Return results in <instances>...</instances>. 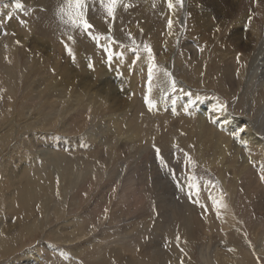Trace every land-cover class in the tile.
Returning <instances> with one entry per match:
<instances>
[{
    "label": "bare ground",
    "instance_id": "obj_1",
    "mask_svg": "<svg viewBox=\"0 0 264 264\" xmlns=\"http://www.w3.org/2000/svg\"><path fill=\"white\" fill-rule=\"evenodd\" d=\"M223 2L226 3V0H223ZM225 3L224 5L221 4V7H219L220 11H217V14L219 16L223 15L224 18H218L219 20L216 23L212 21L211 16L213 15H210L211 13H205L207 11L204 12L202 8L201 11L198 10L197 6L194 5V0H189L187 3L188 13L190 14L189 24L192 28L191 31L195 32L191 36L188 35V37H192L196 33H202V36H199L200 40L197 38L200 41L201 56V63L197 69L199 72H205V79L202 80V85L206 86V92L201 94L193 92L192 90L195 87L192 84H187L186 82L188 81L187 79L184 80V76L182 79L179 78L180 75L176 79L171 77L176 81L175 88H173L171 80L166 76L164 78L165 83H169L170 87L165 86L163 91H161L157 106L152 97L155 90L154 81L152 80L150 85L148 80V60L144 58L137 60L136 50H123L121 46L115 43H108L105 46L104 53L106 56L104 60L100 58L94 62V65H91L89 62L86 63L89 59L87 60V56L81 53L79 46L65 35L63 40L68 47L66 52L71 54L70 58L72 61L68 62L67 58V62H63V64L60 57L52 56V50H55V45L51 43L50 39L48 41L47 37L45 40L48 42H44L43 38H39L41 37L40 35L39 37L35 36V47H43L42 51L45 53L44 55L36 53V58L33 60L37 65L39 61L41 64L45 63V61L50 62L51 64L49 63L50 65H47V68L50 66L53 69V73H50L46 77L42 76V79L49 81L47 85L40 83L43 87L36 86L35 84L33 88L31 87L35 92L33 91V95H29V99L23 102L20 107H15V101L9 95L17 93V90L19 91L22 78L27 75L28 68L34 65L32 64L30 67L27 66L18 71L15 64L10 63L5 58H1V60L5 61L3 62L5 64L0 66V86L4 82L3 87L0 88V264H33L36 261V257L40 262L44 261V254L41 253L40 248L25 250L17 258L13 256L19 250H24L28 239L31 241L36 239L40 235L39 230L43 232L42 240L46 248L56 252L53 247L54 244L51 246L48 241L46 242L48 237H58V239L62 237L64 242L72 243L86 237L88 238L89 235H92L102 225L103 221L101 219L95 224L88 221V226L80 229L77 221L85 219L86 214L79 210L87 205L86 203L92 191L98 186L97 183H100L99 180L113 170L118 169L119 172L117 174V184L111 190L114 192H117L118 188L124 190L125 185H127L125 181H128V178L132 174V164L135 163L132 161L137 157L132 155L131 149H126L127 143L130 140L134 141L141 131L140 128H132L129 126V123L127 124V134L125 132L115 134L113 129L115 130L119 127L122 115L124 116L130 110L132 103L139 94L140 90L137 87L139 80L138 73L143 71L144 67H147L144 89L145 93L149 94L147 96L148 102H153L159 110H164L170 105L169 108L172 113L176 110L184 112V118H186L187 122L193 116H197L198 122L195 128L200 134L199 152L202 157L205 150L209 151L212 154L210 156L212 164L219 161L220 164L225 165V160L232 145L230 137L233 136L237 139L236 145L238 146V152L242 153L245 167L249 165L248 162L258 159L256 166L260 172L259 175L264 181V126H256L250 119V116H252L251 108L254 106L257 113L263 116L261 122L264 125V0H230L227 7ZM216 4L217 1L211 0L208 5L211 8H215ZM59 5H62V0H55L53 13L56 15L59 13L61 7ZM198 7L204 6L201 4ZM50 13L52 12L50 11ZM95 23L97 27L102 28L100 31L106 32L107 28L104 24L99 21ZM175 27L172 24L171 28L169 26L167 28V34L171 38L176 37L177 30ZM16 30L18 31V29ZM7 31L10 32L9 29ZM22 32L19 29V34ZM8 37L7 39L13 41L12 38ZM97 37L99 42L104 41L102 35L99 34ZM4 46L7 50L10 49L7 44ZM189 47L193 49L191 45ZM109 48L112 52L111 60L108 59ZM69 49H71V52ZM178 51L175 53V50H173L172 52V69L182 64L180 63L182 61L176 59ZM77 52L81 53H79L80 56ZM162 54L160 55L163 59H166ZM154 55L155 59H161V56L159 57L155 52ZM182 55L184 56V54ZM196 55L195 51V59ZM195 59L191 57L188 61L193 63ZM82 60L85 62V65L81 63ZM142 61L144 62L142 63ZM70 62H73L72 65L75 64V68L70 67L72 66ZM211 65H214L217 70L214 82L219 83L224 95L229 96L235 93L242 98V93H246L245 97L247 98H244L248 105L246 115L238 113L239 111L237 112V110L230 109L228 103L223 98L209 92L210 89L207 87V84L210 79L208 71ZM159 73L157 74L158 76ZM83 76L85 78L88 77V79L85 80ZM92 80L98 83L103 80L102 84L107 86L106 91H109L111 95L105 96L101 91H98L99 88L95 89L93 83H91ZM150 87L151 91H149ZM29 88L27 86V90H25L27 91L26 94L29 93ZM115 88L117 90L112 93V89ZM168 92L172 93H169L171 94L170 100H168V96H170ZM44 94H48L46 95V100L43 98ZM116 101L124 102L122 108H118L119 112L113 106ZM220 105H224V107L221 108ZM153 108L155 109V107L150 108L148 104V108H141L137 112V123L139 126L141 125L140 120L142 119V115L151 114ZM98 113H103L106 117L104 118L103 116L101 121L96 120L97 122L94 123L93 119H95ZM109 120L111 122L114 121L112 128L111 122H108ZM209 122L211 123L210 125L208 124ZM91 124H93V128L90 126ZM89 127L92 128V131L88 130ZM119 130L121 131L120 128ZM81 132L84 133V137L79 138L74 136L78 135V133L81 134ZM59 134H61L60 137H58ZM226 135H230V137L226 138ZM65 140H67L66 142L71 141V143L76 142L79 146L74 149V145H71L72 148L71 146L69 148ZM101 144L102 146L106 145L109 147V150L106 151L104 165L100 162L102 157L101 153L98 152L102 147L99 148ZM243 144L248 145L246 147ZM122 147H124V150H122ZM132 148H135V146ZM118 151H120V154H127V157L125 159L118 158ZM116 157L117 161L113 163ZM189 160L190 174L180 175L176 171H173L172 175L174 174L173 177L176 180H171L169 170L162 169L160 164L158 168L152 167L151 172L153 174L151 175L155 176L152 177L153 188L151 187L150 190L157 193L156 197L154 193V197L158 203L159 216H165L166 214L169 217L168 223L171 226L168 224L169 227H167V231L165 232L167 238H171L172 241L177 238L180 242V245H178L179 253L177 251L176 253L174 252L172 258L186 264H193V242L191 241L195 238V219L194 213L191 212L190 215L187 209H191L190 206L192 204L189 202L191 197L197 193L192 185H199L200 190V180L197 177L193 179L194 174L192 173L195 170L196 164L191 158ZM159 169L161 172L154 174ZM165 172L167 173L165 174L166 177L164 175ZM166 180L170 184L174 183L177 186L179 197H185L187 205L180 206L179 199L172 197L175 200L172 199L171 201L170 197L160 192L164 189V183H168ZM237 181L238 183L241 182L240 179ZM206 187L208 190L210 189L208 184ZM74 190L76 191L74 192ZM78 191H82L79 193V195L81 194L80 197L71 196L74 193L78 194ZM216 191L211 192L210 190L211 203L216 209H220L218 219L221 222L223 231H225V228L227 229L231 226L233 211L230 209L231 204L229 201L225 203L221 202L224 206L217 207L214 203V198L221 201V197L224 195L221 192L218 193V189ZM70 196L73 200H70ZM170 206L175 208L170 210L173 211V214L171 212L170 214L168 213ZM5 209H10L15 216L13 217L16 218L14 222L6 225L2 221V215L6 212ZM156 222L158 221L156 220ZM153 228V231L156 232L159 228L158 223ZM237 230L240 231V228H237ZM232 242L230 240V243ZM237 245L235 247L230 246L231 254L225 253L227 254V260L231 264H237L236 261L239 259V255L235 254L239 250ZM239 245L242 246L241 243ZM151 248L149 249L151 250ZM109 251L108 259L105 255L107 253L102 254L103 251H100L101 253L98 256L101 259H107V261H111L110 259H112L116 264H129L128 259L126 260L119 250L111 249ZM225 251H228V249ZM249 251L245 253L244 257L240 255L243 257V262L241 263L244 264L248 260L253 264H262L260 253H264V242L263 246L257 249L250 248ZM148 255L150 256V254H144L143 256L146 257ZM203 257L205 258L206 255ZM206 258L208 260V257ZM138 260L140 261L139 255L134 256L130 264H135ZM225 262L227 261L225 260Z\"/></svg>",
    "mask_w": 264,
    "mask_h": 264
},
{
    "label": "rangeland",
    "instance_id": "obj_2",
    "mask_svg": "<svg viewBox=\"0 0 264 264\" xmlns=\"http://www.w3.org/2000/svg\"><path fill=\"white\" fill-rule=\"evenodd\" d=\"M210 1L211 0H194V5L197 6L199 11H201L202 8L204 12L207 11L205 13H211L210 15H213L211 16V19L216 23L219 19L224 18L223 15L219 16L217 11H220L219 7H221V4L224 5L225 2H223V0H215L217 1L216 7L211 8L210 5H208ZM188 2L189 0H183V5L181 6L177 3V0H173L174 8H169L168 0H121V3L116 9L115 17L113 18L109 16L105 8L101 6L100 0H87V19L94 27L89 31H85L82 28L75 27L70 21H68L66 14H64V19H61L62 14L60 11L57 15L53 13L55 0H19V3L23 5V7L20 8L16 7L17 0H0V66L5 64L3 63L5 61L1 60V58H5V60L15 64L18 71H21L24 67H30L32 64L34 65L28 68V76L26 75L24 76L25 78H22L19 91L17 90V93L14 92L16 95H9L12 99H14L16 105L15 107H20L23 102H26L27 99H29V95H33L32 93H34L35 90L31 89V87L33 88L34 84L40 87H43L40 83L47 85L49 81L42 79V76L46 77L49 76L50 73H53V69L50 66L47 68V65L51 64L50 62L45 61L46 64H41L39 61L37 65L33 60L36 58V53L41 55H44L45 53L42 51L43 47H35V36L39 37V35L41 36L39 38H43L44 42H48L50 39L51 43L55 45L56 52L55 50H52V56L58 58L60 57L61 63L67 62V58L68 62L72 61L70 58L71 54L66 52L68 47L63 40L65 35L79 46L81 53L87 56V60L89 59L86 63L89 62L91 65H94V62L100 58L101 60L105 59L104 57L106 55L104 51L105 46L108 43H115L116 45L121 46L123 50L138 49L140 59L144 58L148 60L147 52L144 51L145 44L150 45L153 53L155 52L159 57L161 56L160 54L164 53L162 55L166 59H163L162 56L161 59H155L156 64L158 62V70H156V72L158 71L157 74L160 72L159 76L156 74L153 79L155 90L152 97L156 102V106L157 102H159L158 99L161 95V91H163L165 86L170 87L169 83H165L164 78L166 75L163 71H161L162 69H166L168 73H171V77L175 79L176 77H179V75V78L181 79L184 76V80L187 79L188 81L186 83L190 85L192 84L195 87L192 90L193 92L199 94L206 92V86L202 85V80L205 79V72H199L197 69L201 63L199 36H202V33H196L194 36L188 37V35L191 36L195 33L194 31H191L192 28L189 24L190 14L187 9ZM64 3L65 0H62V5ZM229 3L230 0H226L225 6L227 7ZM201 4L204 7H198ZM35 19L38 21H35ZM170 19H173V25L174 27L176 26L175 28L177 31L175 38H171L167 34L168 21ZM96 21H99L106 26V32L100 31L102 28L97 27L95 23ZM10 25L15 28H12ZM7 29H9L10 32L7 31ZM16 29H18V31ZM19 29L25 34H23L24 37L23 35L20 36L22 33L19 34ZM99 34L103 36V42H99L97 40V36ZM26 35L28 36L26 37ZM7 37L12 38L13 41H11V39H7ZM45 38H47L48 41L45 40ZM11 42L13 43L11 44ZM6 44L10 49L7 50V48H4L7 47L4 46ZM188 45H191L193 49H191ZM35 49L38 50L35 51ZM194 49L197 53L196 59L194 56ZM173 50H175V53L179 50L176 59L182 61L180 62L182 64H179L180 66L175 69H172L171 66L173 63ZM77 53L80 56L81 53ZM182 54L186 56L184 57ZM191 57L195 59V62L190 63V61H188ZM144 61H142V63ZM81 63L84 64L85 62L82 60ZM70 67L75 68V64ZM146 68L147 67H144L143 71H141L142 73L140 72L141 74L138 73L139 80L137 82V87L140 91L132 103V107L127 113H125L124 116L122 115V118L120 119L122 121H119V127L115 130L113 129L115 134L124 132L127 134V124L129 123V126L132 128H140L141 131L139 132V136L134 141L130 140V143H127V147H129H126V149H131L133 153L132 155L137 156L136 159L132 161L135 162L132 164V174L128 178V181H125L127 182V185H125L124 190L118 188L117 192L112 191L117 184V174L119 172L118 169H115V171L113 170L111 173L104 175L101 180H99L100 183H97L98 186L96 185L97 187L92 191V197L90 196L91 198H88V202L86 203L87 205L83 206V208H80L81 210H79L80 212L86 214L84 217L85 219L77 221V225L80 226V229L82 227H87L89 224L88 221L95 224L101 219L103 221L102 225L98 227L92 235H89L88 238L86 237L87 239L83 238L72 243L64 242L62 237H59V239L58 237H48L46 242L48 241L51 246L54 244L53 247L56 252L50 251L46 248L42 240L43 232L42 230H39L40 235H38L33 241L28 239L26 242L27 246L24 250L16 252L13 255L14 257H20V254H22L25 250L40 248L41 253L44 254V261L40 262L36 257V261H34L33 264H116L112 259H110L111 261H107V259L110 254L109 250L117 249L122 253L126 260L128 259L129 264L132 263L134 256L138 255L140 261L138 260L135 264H186L185 262L174 260L172 258L174 256V252L176 253L177 251L179 253L178 245H180V242L177 238V240L173 238L175 242L172 241L171 238H167L165 232L167 231V227L171 226V224L168 223L169 217H167L166 214L165 216H159L157 209L158 203L155 198L157 193L155 191L152 192L150 188L153 184L152 177L155 176L151 175L153 174L151 172L152 167L158 168V165L160 164L162 169L165 168L166 170H169L171 180H176L173 177L174 174L172 175L173 171H176L180 175L190 174L189 158H191L197 165H195V170L192 174H194L193 176L195 178L197 177L200 180L199 194L197 195L196 193L195 196L191 197L192 201L190 200L189 202L192 204L190 206L191 209H187V212H189L190 215L191 212L194 213L195 219V238L191 241L193 242V264H231V262L227 260V254L225 253H230V246L235 247L237 244L240 251L238 250V252L236 251L237 253L235 252V254L239 255V259H237L236 263L242 264L241 262H243V257L245 256V253L250 252V248L257 249L263 246L264 181L259 175L260 172L256 166L258 159L248 162L249 165L245 167L242 153L238 152V146L236 145L237 139L233 136L230 137V135H226V138L230 137L232 145L225 160V165L220 164L219 161L212 164V158L210 159L212 154L209 151L205 150L203 153L204 155L202 154L203 157L199 152L200 134L195 128L198 122L197 116H193V118L187 122L186 118H184V112L176 110L172 113L169 108L170 105H168L164 110H159L154 105L155 109H152L153 111L151 114L142 115V119L140 120L141 125L139 126L137 123V112L141 108H148L149 104L147 99L149 94L145 93L144 89L147 76ZM216 71V67L211 65L208 71L210 79L207 84V87L210 89L209 92L215 96L223 98L225 102L228 103L230 109L237 110V112L239 111L238 113L246 115V108L248 106L246 104V99H244L247 98L245 97L246 93H242V98L235 93H232L229 96L224 95L219 83L217 82V84L214 82ZM86 79H88V77H86L85 80ZM102 81H99L100 83L94 80L90 82L93 83L95 89L99 88L98 91H101L103 95H111L109 94V91H106L107 86L102 84ZM3 84L0 88L3 87ZM27 86L28 88L30 87V91L26 94L27 91L25 90H27ZM115 90L117 89H112V93ZM169 93L171 92H168V94ZM171 94H169L170 96H168V100H170ZM46 95H43L45 100L47 98ZM123 105V101H116L113 104V106L117 108V111L118 108L121 109ZM254 108V106L251 108L252 116H250V119L254 122V125L262 127L264 126L261 122L263 116L259 115L257 110ZM103 116L104 118L106 117L103 113L96 114L95 119H93L94 123L98 120L101 121ZM110 120L108 121L109 123L111 122ZM93 121L91 122L93 123ZM112 123H114V121L111 122V128L114 125ZM93 124L90 126L92 127ZM208 124L210 125L211 123L209 122ZM91 127H89L88 130H91L94 126L92 128ZM79 134L80 133L74 136L79 138L84 137L83 132H81L80 135ZM60 136L61 134L58 135V137ZM66 141L67 140H65V142ZM66 143L69 148L71 145H74V149L79 146L76 142L71 143V141H69ZM133 145L135 148H132L134 147ZM247 145L248 144L245 146L247 147ZM101 146L102 144L99 148ZM123 148L124 147H122V150H124ZM253 148L255 147L253 146ZM108 150L109 147L105 145L101 147L100 151H98L101 153L102 158L100 159V162L103 163V165L106 160V151ZM118 154V158L125 159L127 157V154H120V151H118ZM208 158L210 161L207 160ZM121 159H119V161H121ZM115 161H117V157L113 160V163ZM206 161L207 163H205ZM228 164L230 165L227 167ZM212 165L214 169L212 168ZM160 172L161 170L159 169V171L154 174ZM165 174L167 173L165 172L164 175ZM238 179L241 180L240 183H238ZM167 182L168 183H164V189L160 192L163 195L170 197L171 201L173 198L179 199L181 201H179L180 206L187 205L188 203L185 201L186 198L183 196L179 197L177 186L174 183L170 184L169 181ZM207 184L210 186L209 190L206 187ZM217 189L218 193L221 192V194L224 195L221 197V202L225 203L229 201L231 204L230 209L233 211L231 216V226L227 229L225 228V231H223L221 222L218 219L220 209H216V207L211 203L212 198L210 197V190L212 192ZM76 190H74V192ZM94 191L96 192L94 193ZM81 192L82 191H78V194L74 193L75 195L73 194L71 196L80 197L81 194L79 195V193ZM70 200H73V198ZM173 209L175 208L170 206L168 213L170 214L171 212V214H173V211H170ZM5 211V214L3 213L2 215V221H4L3 223L6 225L14 222L16 218H14L15 216L12 211H10V209H5ZM156 220L158 222H156ZM157 223L159 228L156 233L153 231V227ZM237 228H240V231L237 230ZM230 240L234 243H230ZM240 243L242 246L239 245ZM149 248H151V250ZM227 249L228 251H225ZM100 251H103L102 254H108H105L107 259L104 258V260L98 256V254L101 253ZM142 254H150V256L148 255L144 257ZM216 254L218 255L216 256ZM204 255L208 257V260L206 257H203ZM240 255H243V257ZM151 257L153 258L151 259ZM260 258L262 264H264V253H260ZM225 260L227 262H225ZM247 261L244 264H253L251 261Z\"/></svg>",
    "mask_w": 264,
    "mask_h": 264
},
{
    "label": "snow or ice",
    "instance_id": "obj_3",
    "mask_svg": "<svg viewBox=\"0 0 264 264\" xmlns=\"http://www.w3.org/2000/svg\"><path fill=\"white\" fill-rule=\"evenodd\" d=\"M120 3L121 0H100L101 6L104 7L105 10L107 11V14L113 18L115 17L116 9ZM177 3H179L182 6L183 0H177ZM168 6L169 8L173 7V0H168ZM16 7L17 8L23 7V5L19 3V0H17ZM87 8H88L87 0H65V3L60 7L59 10L60 13L62 14L61 19H64V14H66L68 17V21H70L75 27L82 28L85 31H89L94 26L91 23H89L87 19ZM172 24L173 21L170 19L168 21L169 28L172 27ZM69 51L71 52V49H69ZM108 51H109L108 59L111 60L112 59L111 49L109 48ZM144 51H146L148 54V62H149L148 80H149V84L151 85V82L154 76L156 75L157 64L155 62V55L152 51L151 46L145 44ZM136 52H137L136 59L139 60L140 59L139 50L137 49ZM161 71H163L165 75L169 77V79L171 80V86L175 88L176 81L175 79L171 78V73H168L166 69H162ZM149 91H151V87ZM149 107L150 108L154 107V103L149 101ZM220 107L223 108L224 105H220ZM193 179H195V177H193ZM192 187L196 189L198 195L199 186L194 184L192 185ZM214 203L217 205V207L224 206L221 204V201L215 200V198H214Z\"/></svg>",
    "mask_w": 264,
    "mask_h": 264
}]
</instances>
